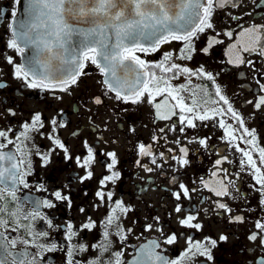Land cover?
I'll list each match as a JSON object with an SVG mask.
<instances>
[{
    "label": "snow or ice",
    "instance_id": "snow-or-ice-1",
    "mask_svg": "<svg viewBox=\"0 0 264 264\" xmlns=\"http://www.w3.org/2000/svg\"><path fill=\"white\" fill-rule=\"evenodd\" d=\"M238 6L239 0H12L10 11H7L10 23L6 29L9 36L6 47L17 54L20 62L17 63L14 56H7L6 60L9 65H13L14 77L25 88L49 92L57 100L63 98L58 93L71 94L72 89L79 86L81 78L88 75L86 69L91 65L100 73L103 88L99 96L92 98L97 106L105 105L106 100L130 105L147 103L153 107L157 120L172 121L168 131L178 133L195 129L200 124L207 127V122L212 121L214 127L224 130L221 139L225 140V150L231 148L241 154L238 161L241 171L250 170L254 180L252 188L260 195V204L264 205V147H257L255 130L245 126L244 118L223 94L213 73L206 71L203 66L193 69L175 62L192 60L197 52L196 42L202 35L205 37V46L199 51L204 54H210L213 46L223 44L224 41L218 38L221 33L216 31L214 17L217 11ZM5 11L0 9V19L4 17ZM230 18L240 26L242 17L230 15ZM208 33L212 34L209 36ZM222 35L231 40L234 33L228 30ZM237 35L238 39L227 48V63L237 68L247 66L251 71L257 72L260 78L253 77L258 86V92L254 93L257 99L246 103L251 104L254 109H264V82H261L264 80V69L256 67L264 60V23L253 22L248 27H241ZM174 41L182 43L178 53L164 52L159 62L142 58L141 54L157 53L164 45ZM244 53H255L257 59H247ZM181 77L185 78L186 83H173ZM194 77L211 82L214 92L209 90L206 83L193 84ZM157 97L162 99L157 101ZM11 115L14 117L16 113L12 112ZM173 117L176 119L173 120ZM224 117H228L233 123H228ZM61 121L62 112L48 120L42 113L35 112L29 121L21 125L20 130H0V140L3 141L0 142V264H43L45 253L57 251L65 253V264H195L197 258H203L205 264H208L214 260L213 249L219 242H227L228 235L221 234L217 238L207 236L203 240L188 236L182 256L169 258L164 254L162 244L173 245L183 234L165 232L158 216L152 218L154 223H148L143 228L149 232H159L160 236L139 244L133 250L132 258L126 260L125 248L128 233L132 229H124L122 220L131 209L122 200H113L114 193L108 190L109 185L115 183L121 175L117 170V153L98 150V145L82 140L84 152L73 157L69 153V147L60 138L58 130L67 126V122ZM46 127L47 134L42 131ZM129 131L134 132L135 128H130ZM159 131L164 133L165 128H160ZM9 133L15 136L14 140L9 138ZM34 133L44 135L51 142L52 147L46 153L39 150L33 153ZM98 140L106 143L102 137H98ZM153 140L158 142L159 137L154 136ZM175 142L181 144L179 139ZM189 142L198 143L205 150L210 149L209 138L193 137ZM241 143L249 147H241ZM9 145L14 150L5 151ZM254 150L259 153L258 160L253 156ZM188 151L182 145L179 147L180 155L171 157L176 162L174 171L190 164ZM61 153L63 159H74L76 165L84 171L81 181L93 178L97 156L110 158L105 164L106 173L99 179V187L94 194L98 203L93 207L112 202L103 221L102 239L98 243L86 244L78 239L81 229L90 231L98 227L90 216L86 217L79 228L72 223L65 226L67 248L56 242L35 243L37 237H49L48 231L35 230L36 221H46L49 229L59 230V226L54 225L41 211L55 208L56 204L52 199L22 198L18 193L30 188L28 177L32 174L33 154L40 157L43 166H47L54 155ZM138 155L151 157V163L157 164L152 145L140 143ZM160 155L164 156L163 153ZM225 162L236 161L223 155L221 151L214 161L216 171H212L208 179L201 178L202 186L217 198L231 196L230 186L234 183L229 178L228 169L221 167ZM146 170L151 172L153 169ZM172 183L176 186L171 191L174 208L168 215L175 219L179 227L202 231L204 225L199 221L198 215L185 212L182 205L184 199H191L190 192L200 189H190L179 183L175 176ZM38 190L47 191L43 185H39ZM51 195L56 201L71 204L70 198L59 190ZM29 201L32 206L26 211L24 205ZM213 203L216 215L225 217L226 223L247 222L248 217L233 214L229 203L220 199ZM79 210L81 213L86 211L83 207ZM205 214L210 215L211 211L206 210ZM20 229H24L32 239H10L6 235V232ZM247 239L260 241L257 246L259 255L253 253L255 259L251 264H264V221H254ZM117 242L120 248L112 251ZM18 243L24 247L18 249ZM30 248L37 250L33 252ZM85 252H94V255L83 262L77 260Z\"/></svg>",
    "mask_w": 264,
    "mask_h": 264
},
{
    "label": "flooded vegetation",
    "instance_id": "flooded-vegetation-1",
    "mask_svg": "<svg viewBox=\"0 0 264 264\" xmlns=\"http://www.w3.org/2000/svg\"><path fill=\"white\" fill-rule=\"evenodd\" d=\"M12 0H0V9H5V15L0 19V130L8 128L20 130L21 125L29 121L35 112L42 113L48 120L58 113L62 112V121L67 122V126L59 129L60 138L69 147V153L75 157L84 152L82 140H87L89 144L98 145V150L105 152L115 151L119 160L117 170L121 173L120 178L109 189L114 193L113 200H122L124 204L130 207L131 211L123 217L122 227L131 228L128 233L127 246L125 248V259L130 260L134 254V249L147 239H156L160 236L159 232H149L143 228L148 223H154L153 217H160L161 224L165 232H178L183 235L173 245L162 244L164 254L169 258H180L186 249V239L191 236L193 239L203 240L207 236L217 238L221 234L229 236L227 242H219L213 249L214 260L208 264H251L255 259L253 253L259 255L257 246L260 241H250L247 239L252 231L253 223L257 219L264 221V205L260 204V195L252 188L254 180L250 170L241 171L239 166L240 153L233 149L225 150V140L223 129L213 126V122H207V127L200 124L195 129H186L185 133L168 131L172 121L157 120L154 116L152 106L145 104L130 105L119 104L114 100H106L105 105L97 106L92 102V98L99 96L103 88L100 84L101 76L94 66L89 65L86 71L88 75L81 78L78 87L72 89L71 94L62 95V99L57 100L53 95L46 91L32 90L25 88L20 80L14 75L13 65L7 63V56L16 57L19 63V57L11 49L6 47L9 38L6 31L10 23L7 11H10L9 5ZM250 14V15H249ZM230 15L242 17L240 26L236 21L230 18ZM264 0H239L237 8L227 7L223 11H217L214 17L216 31L221 35L218 37L224 42L215 45L210 50V54H204L199 51L205 46V37L202 35L196 42L197 52L190 61L175 62L181 63L187 67L198 69L201 66L216 76L217 83L221 86L223 94L232 102L233 108L237 110L245 120V126L250 130L254 129L256 133L257 147H264V109H254L246 101L257 99L258 86L253 77L259 79L257 72L251 71L247 66L237 68L227 63V48L229 44L238 39L237 33L241 27H248L249 24L264 23ZM231 30L234 33L230 40L223 32ZM212 33H208L210 36ZM182 47L181 42L174 41L171 44L164 45L161 50L151 55H142V58L159 62L164 52L178 53ZM247 59L256 60L255 53L243 54ZM257 69H264V60L257 65ZM193 84H207L209 90L214 92V86L211 82L198 78H192ZM261 82H264L262 80ZM174 84L186 83L184 77L173 81ZM162 97H157V101ZM216 107L217 105H210ZM226 107V106H225ZM124 109H128L125 111ZM12 112L16 115L13 117ZM220 117H217L219 119ZM228 123H233L228 117H224ZM59 119V118H58ZM176 118L173 117V120ZM130 128H135L130 132ZM160 128H165L161 133ZM47 134V127L42 130ZM76 133V135H73ZM159 137V141L153 140V137ZM34 147L36 150L46 153L52 147L51 142L44 135L33 134ZM98 137H102L106 143H100ZM209 138L210 149L205 150L198 143H190L193 138ZM10 139H15L12 133H9ZM176 139L181 144L175 142ZM0 142H3L0 140ZM152 145L157 164L151 163V157L138 155V145ZM188 148V159L190 164L179 171H174L176 162L171 159L172 156L180 155L179 147ZM241 147L248 148V145L241 143ZM14 150L12 145L5 148V151ZM235 163L225 162L221 167L227 168L229 178L234 182L230 186L231 196L217 198L208 189L201 184V178H210V173L216 171L214 161L219 157L220 152ZM161 153L164 154L161 157ZM253 156L258 160V151H253ZM110 158L97 156V162L94 165V175L91 180L81 181L84 171L75 163V160H65L62 153L54 155L52 162L43 166L40 157L33 154L31 156L32 174L28 177L30 188L23 189L18 193L22 198H48L56 204L55 208L41 209V211L52 220L57 229H49L46 221H36V231H48L49 237L35 240L37 244L56 242L59 246L67 248L64 228L68 223H72L76 228L85 222L86 217L90 216L97 222L98 227L90 230H80L79 240L86 244L98 243L102 239L103 221L112 206L108 205L93 207L98 203L95 197L99 185V179L106 173L105 164ZM139 161V164L137 163ZM158 165H160L158 167ZM147 168H152L151 172ZM239 173V175H237ZM173 176L188 186L199 188V191L190 192L191 199H184L182 205L185 212L197 214L199 221L204 225L202 231H194L179 227L175 219L168 214L174 208L171 191L175 190L172 183ZM223 176V173H221ZM227 182V181H226ZM43 185L47 191L38 190V186ZM59 190L62 194L70 198L71 204L67 201H56L51 195ZM220 199L222 202L229 203L233 208V214L248 217L245 223H226V218L218 217L214 210L213 201ZM31 202L25 204V210L31 208ZM80 207L85 208V213L80 212ZM206 210L211 214L206 215ZM28 223V221H22ZM14 227V225H12ZM9 238L20 237L31 240L24 229L16 232H6ZM114 240L118 238L113 236ZM23 244L17 245V248H23ZM120 248V244L114 243L112 251ZM35 252L37 249L30 248ZM94 252H85L77 257V260L83 262L91 258ZM46 259L43 264H65V253L57 251L45 253ZM195 264H205L203 258H197Z\"/></svg>",
    "mask_w": 264,
    "mask_h": 264
}]
</instances>
